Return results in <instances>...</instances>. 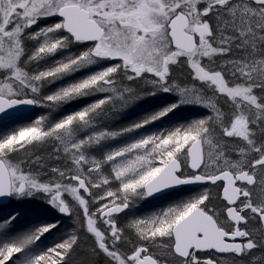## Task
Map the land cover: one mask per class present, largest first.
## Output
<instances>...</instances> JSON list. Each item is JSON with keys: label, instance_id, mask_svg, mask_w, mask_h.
<instances>
[{"label": "snow or ice", "instance_id": "obj_1", "mask_svg": "<svg viewBox=\"0 0 264 264\" xmlns=\"http://www.w3.org/2000/svg\"><path fill=\"white\" fill-rule=\"evenodd\" d=\"M101 261L264 264V0H0V264Z\"/></svg>", "mask_w": 264, "mask_h": 264}, {"label": "rangeland", "instance_id": "obj_2", "mask_svg": "<svg viewBox=\"0 0 264 264\" xmlns=\"http://www.w3.org/2000/svg\"><path fill=\"white\" fill-rule=\"evenodd\" d=\"M80 103H83V101H81ZM71 107V106H69ZM145 209L142 207L141 209H139L138 211H144ZM127 219V218H126ZM101 264H103V261H101Z\"/></svg>", "mask_w": 264, "mask_h": 264}]
</instances>
